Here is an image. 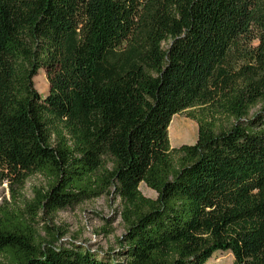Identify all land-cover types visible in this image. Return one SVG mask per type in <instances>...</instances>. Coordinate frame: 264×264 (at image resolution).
Returning a JSON list of instances; mask_svg holds the SVG:
<instances>
[{"label":"trees","instance_id":"1","mask_svg":"<svg viewBox=\"0 0 264 264\" xmlns=\"http://www.w3.org/2000/svg\"><path fill=\"white\" fill-rule=\"evenodd\" d=\"M34 174L24 213L0 206V264H264V0H0V184ZM107 193L114 251L36 229Z\"/></svg>","mask_w":264,"mask_h":264},{"label":"rangeland","instance_id":"2","mask_svg":"<svg viewBox=\"0 0 264 264\" xmlns=\"http://www.w3.org/2000/svg\"><path fill=\"white\" fill-rule=\"evenodd\" d=\"M170 41L163 43V47L167 48ZM34 84L41 95L48 92V81L43 70H39L34 77ZM263 106L259 102L249 111V116L258 112ZM199 107L189 108L185 112L175 114L172 117L168 127V136L170 145L175 147L181 144H193L197 139V124L194 120L187 117L188 113H197ZM173 121V122H172ZM220 121H225L220 118ZM173 125H172V124ZM177 128L179 138L172 134V126ZM192 126V127H191ZM191 128V129H190ZM194 128V133L192 130ZM189 134H186V130ZM191 130V131H190ZM48 179L40 174H34L27 178L21 189L10 187L7 183L0 184V206L9 208L11 212L24 213L26 203L31 202L36 189L44 191L47 186ZM139 190L145 197L155 198L156 192L144 183L139 184ZM119 199L114 197L113 193H107L100 197L86 200L73 208L58 211L50 215L41 214L38 219L40 224L36 225V229L44 235L42 224L46 222L54 233L56 230L65 232L56 244L73 241L77 244L86 246L94 252H111L118 247L117 239L125 232V224L119 213ZM233 255L229 251H217L206 261L205 264H232Z\"/></svg>","mask_w":264,"mask_h":264},{"label":"bare ground","instance_id":"3","mask_svg":"<svg viewBox=\"0 0 264 264\" xmlns=\"http://www.w3.org/2000/svg\"><path fill=\"white\" fill-rule=\"evenodd\" d=\"M173 122V121H172ZM172 124V123H171ZM173 125V124H172ZM171 125V126H172ZM191 129V128H190ZM191 131V130H190ZM192 133H194V128H193V130H192ZM172 134H173V136H175L177 139L179 138L178 136H179V134H178V132H177V128H175V127H173L172 126ZM186 134H189V130L187 129L186 130Z\"/></svg>","mask_w":264,"mask_h":264},{"label":"crops","instance_id":"4","mask_svg":"<svg viewBox=\"0 0 264 264\" xmlns=\"http://www.w3.org/2000/svg\"><path fill=\"white\" fill-rule=\"evenodd\" d=\"M192 127V126H191Z\"/></svg>","mask_w":264,"mask_h":264}]
</instances>
